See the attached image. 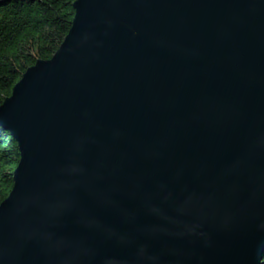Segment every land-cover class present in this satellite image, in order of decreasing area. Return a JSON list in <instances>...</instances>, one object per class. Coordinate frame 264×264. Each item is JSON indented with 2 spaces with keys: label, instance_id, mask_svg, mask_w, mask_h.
I'll list each match as a JSON object with an SVG mask.
<instances>
[{
  "label": "water",
  "instance_id": "obj_1",
  "mask_svg": "<svg viewBox=\"0 0 264 264\" xmlns=\"http://www.w3.org/2000/svg\"><path fill=\"white\" fill-rule=\"evenodd\" d=\"M0 105V264H262L264 0H76Z\"/></svg>",
  "mask_w": 264,
  "mask_h": 264
},
{
  "label": "trees",
  "instance_id": "obj_2",
  "mask_svg": "<svg viewBox=\"0 0 264 264\" xmlns=\"http://www.w3.org/2000/svg\"><path fill=\"white\" fill-rule=\"evenodd\" d=\"M75 1L0 0V105L29 68L57 52L70 30ZM18 161L16 143L0 128V204L12 189Z\"/></svg>",
  "mask_w": 264,
  "mask_h": 264
},
{
  "label": "rangeland",
  "instance_id": "obj_3",
  "mask_svg": "<svg viewBox=\"0 0 264 264\" xmlns=\"http://www.w3.org/2000/svg\"><path fill=\"white\" fill-rule=\"evenodd\" d=\"M2 129V128H1ZM3 130V129H2ZM4 131V130H3ZM6 132V131H5ZM8 133V132H7ZM13 140V139H12ZM14 141V140H13ZM15 142V141H14ZM16 143V142H15ZM17 145V144H16ZM17 149H18V146H17ZM19 153V152H18ZM19 162V161H18ZM15 170V169H14ZM12 175H13V173H12ZM12 183H13V181H12ZM13 186V185H12Z\"/></svg>",
  "mask_w": 264,
  "mask_h": 264
}]
</instances>
